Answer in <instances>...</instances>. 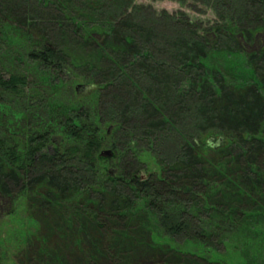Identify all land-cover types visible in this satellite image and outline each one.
Listing matches in <instances>:
<instances>
[{"label":"trees","instance_id":"trees-1","mask_svg":"<svg viewBox=\"0 0 264 264\" xmlns=\"http://www.w3.org/2000/svg\"><path fill=\"white\" fill-rule=\"evenodd\" d=\"M197 1L205 38L135 0H0V264H264V0Z\"/></svg>","mask_w":264,"mask_h":264},{"label":"rangeland","instance_id":"rangeland-1","mask_svg":"<svg viewBox=\"0 0 264 264\" xmlns=\"http://www.w3.org/2000/svg\"><path fill=\"white\" fill-rule=\"evenodd\" d=\"M135 1L137 3H139V4H143L145 6H150V7H152L156 11L165 10V11H167L169 13H173V12H175L177 10H182L183 12H185L188 15V18L192 21L191 24L194 25L195 30L198 31V33H199L198 35L201 36V37H203V38H205L204 35H206L205 34V31L203 32V30L205 28L206 29L209 28L211 25H213L218 20L217 17H216V15H215V13H214V11L210 7L203 5L201 2H198L197 0H184V2H182V3L179 2V1H176V0H135ZM255 44H256V42H255ZM255 44L253 42L252 43L246 42V43H244V46H245L246 50L249 51L252 48H255L256 47ZM167 45H168V48L169 47H172L173 48V47H175L176 44L174 42L168 41ZM170 78H168V80ZM165 80H167V77H165L162 74L157 79V81H156V83L158 84V89L160 91L164 90L163 93L168 92V90L165 87L166 86L165 85ZM183 81H180L178 78H173L172 80H170V83H171V85H173V89L174 88L177 89V87L178 88L181 87V84L183 83ZM252 95H255V93L248 94L247 95V99H249L250 96L251 97H254ZM193 96H194L193 98L195 99V101H197L198 103H200V105H203L204 104V107L207 106V108L210 107V109L213 108V107H216L217 105H219L217 103V101L218 102L221 101L222 103H225V105H224L225 108H230V107H233V105L236 102H238L239 100H241L240 99V95L236 96V94H234L232 92V90L231 91H229V90L228 91L227 90H222L220 101L217 100V98H216V101H214V98L213 97H211L210 95H207V93H203V92H200L199 94L198 93H196V94L194 93ZM161 97L163 99H170V98H172L171 95L169 94V92L166 93V95L165 94H162ZM179 99H180V97L178 96L177 97V100H179ZM132 101H134V100L132 99ZM255 102L257 103L256 105H260V104H258V102L256 100H255ZM177 104H181L180 100L178 101ZM177 104H175V106L173 107V108H177L175 110V112H174L175 114H173V116L174 115H177L178 116V114L181 115L185 111V108H184L185 105L183 106V105H177ZM243 105H245V102H243ZM219 106H221V108H222V104L219 105ZM173 108H170L169 110H171ZM156 119H153V120L151 119L150 121H148V122L145 121V122L148 124L147 126H150L151 127L152 125L157 124L158 121ZM255 120H257V119H255ZM149 122H151V123H149ZM247 123H248V126L247 127L251 126V128L249 127L250 132H252V131L255 132L256 125H254V124H256V121H254V124H253V120L252 119H249L247 121ZM144 129H146V128H144ZM258 143L259 142L256 141V142H250V143L248 142L246 144L247 149L249 148V154H254L253 151H256V150L259 149L260 146H259ZM101 151H105V149L104 150H101ZM143 174L146 175V173H144V172H143ZM179 187H180V185H179ZM180 188L183 189L182 187H180ZM182 195H183V197L185 196V194H182ZM0 216H1V214H0ZM51 222H52V219H51ZM54 222H55V219H54ZM130 232H134V234L137 235V237L140 240H143L145 237L148 239V237L150 235V234H148L147 231H145L144 229H142V228H140L138 226H134V227L131 226L130 227ZM133 243H134V247H130V248L133 251V254L134 255H139V254L145 252V248H143V246L140 247L139 246V243H135V242H133ZM135 251L138 252V253L135 254ZM156 259H157L156 260V263L159 264L158 263L159 260H160V262H162V260L171 262L172 259H174V258H172V257H170V256H168L166 254V255H163V256L160 255V257L159 258H156ZM179 259H182V258H179ZM153 262H154V260L153 259H150V262H148L147 264H153ZM107 264H111V263H107ZM114 264H126V263H122V262L121 263H119V262L116 263L115 262Z\"/></svg>","mask_w":264,"mask_h":264},{"label":"water","instance_id":"water-1","mask_svg":"<svg viewBox=\"0 0 264 264\" xmlns=\"http://www.w3.org/2000/svg\"><path fill=\"white\" fill-rule=\"evenodd\" d=\"M100 157H109L111 156V151L110 150H105V151H101Z\"/></svg>","mask_w":264,"mask_h":264}]
</instances>
